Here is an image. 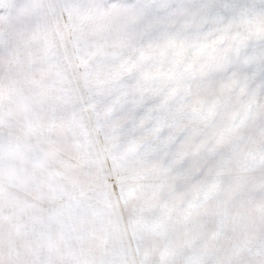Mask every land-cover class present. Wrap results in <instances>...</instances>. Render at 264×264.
Instances as JSON below:
<instances>
[{
	"label": "snow or ice",
	"instance_id": "obj_1",
	"mask_svg": "<svg viewBox=\"0 0 264 264\" xmlns=\"http://www.w3.org/2000/svg\"><path fill=\"white\" fill-rule=\"evenodd\" d=\"M0 264H264V0H0Z\"/></svg>",
	"mask_w": 264,
	"mask_h": 264
}]
</instances>
